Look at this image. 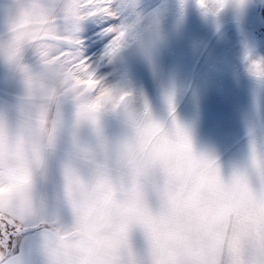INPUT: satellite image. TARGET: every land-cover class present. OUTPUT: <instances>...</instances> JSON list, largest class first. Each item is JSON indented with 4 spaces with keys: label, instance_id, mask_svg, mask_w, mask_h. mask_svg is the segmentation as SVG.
Masks as SVG:
<instances>
[{
    "label": "snow or ice",
    "instance_id": "6c2138e0",
    "mask_svg": "<svg viewBox=\"0 0 264 264\" xmlns=\"http://www.w3.org/2000/svg\"><path fill=\"white\" fill-rule=\"evenodd\" d=\"M0 264H264V0H0Z\"/></svg>",
    "mask_w": 264,
    "mask_h": 264
},
{
    "label": "crops",
    "instance_id": "0c3cea01",
    "mask_svg": "<svg viewBox=\"0 0 264 264\" xmlns=\"http://www.w3.org/2000/svg\"><path fill=\"white\" fill-rule=\"evenodd\" d=\"M196 140L198 147L214 151L224 165L242 160L247 143L243 128L237 129L228 110L207 102L203 107L201 123L196 130Z\"/></svg>",
    "mask_w": 264,
    "mask_h": 264
},
{
    "label": "rangeland",
    "instance_id": "374dc122",
    "mask_svg": "<svg viewBox=\"0 0 264 264\" xmlns=\"http://www.w3.org/2000/svg\"><path fill=\"white\" fill-rule=\"evenodd\" d=\"M192 12H193L194 15H198L197 10L195 9L194 6H193V8H192ZM237 149H238V148H237Z\"/></svg>",
    "mask_w": 264,
    "mask_h": 264
}]
</instances>
